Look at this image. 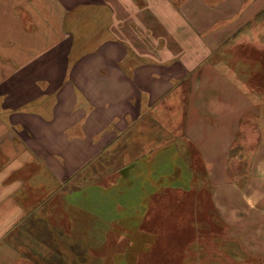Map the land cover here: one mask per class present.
<instances>
[{
	"label": "crops",
	"instance_id": "1",
	"mask_svg": "<svg viewBox=\"0 0 264 264\" xmlns=\"http://www.w3.org/2000/svg\"><path fill=\"white\" fill-rule=\"evenodd\" d=\"M85 1L113 5L111 13H93L108 36L94 53L64 72L51 59L60 36L48 38L47 32L69 35L70 22L64 24V19L71 8ZM181 1L0 0V96L3 102L9 98L8 105L0 107V119L11 130L6 139L22 147L35 145L34 161L42 162L53 177L70 178L68 182L87 178L95 166L99 169L95 175L110 174L102 171L101 162L128 135L132 151L141 148L132 157L130 175L144 185L152 174H168L159 162L176 156L187 162L189 172L183 173L180 164L169 177L178 173L194 181L200 176L194 162L200 161L216 185L213 213L227 232V250L197 264H264V84L256 83L264 75V58L255 52L256 47L264 50V31L250 25L251 18L262 14L264 0H207L209 6L202 3L205 0H186L178 6ZM210 16L215 19L204 24ZM240 17L244 21L239 23ZM224 18L228 26L219 30ZM213 32L216 43L211 42L216 38ZM222 43L235 51L256 46L251 49L255 54L239 56L231 50L232 57L219 58ZM36 67L38 71L26 70ZM24 92L26 102L35 105V137L22 141L13 131L18 127L10 124L23 119L21 111L11 121L8 107L12 108L10 98ZM171 147H175L173 153ZM145 155L158 163L157 173L155 167L147 166L141 175L136 174L135 162ZM86 183L66 193L74 196L87 188ZM83 195L82 204L59 205L77 208L84 222L91 224ZM8 199L9 194L0 202V213L13 208ZM60 199L58 193L50 198L53 203ZM40 204L31 217L23 207L14 221L10 216L0 219V264H52L48 261L52 247L45 245L44 250L38 240H74L72 232L58 235L49 228L71 224L72 219H66L68 215L38 219V211L44 208ZM28 222L35 226L34 232ZM38 224L44 226L41 235ZM38 248L47 252L43 255L47 260L38 256Z\"/></svg>",
	"mask_w": 264,
	"mask_h": 264
},
{
	"label": "rangeland",
	"instance_id": "2",
	"mask_svg": "<svg viewBox=\"0 0 264 264\" xmlns=\"http://www.w3.org/2000/svg\"><path fill=\"white\" fill-rule=\"evenodd\" d=\"M185 1L178 2V6L179 3L182 4ZM202 3L210 5L207 0ZM113 9V5L102 6L94 2H80L68 11L69 14L64 19V24L65 21L70 22L68 25L69 35L65 31L58 34L47 32L48 38L51 35L60 36L57 47L52 48L54 53L51 58L56 59V67L59 70L65 72L70 66L73 67V64L81 61L84 56L94 53L99 44L106 40L107 28L101 27L100 29V25L96 24L97 20L93 18V13L101 10L111 13L110 11ZM212 9V7H208V11ZM258 10L259 7L255 12ZM85 15L92 17L84 19ZM29 19L25 24L26 29L29 26ZM214 19L213 16L205 17L203 23L210 24ZM84 20H86L85 24ZM251 20V26H259V29L256 30L264 31V8L262 14L259 13ZM242 21H244L243 17H240L238 22ZM32 23L33 21H30V24ZM219 26V30H225L228 26L225 18ZM213 27L214 30H217V26ZM65 28L66 26H64ZM213 34L216 36L214 32ZM205 35L208 39L211 38V33ZM255 35L259 36L260 34L256 33ZM216 41L217 36L211 42L216 43ZM222 44L217 57H232L233 47L230 44ZM255 47L247 45L246 48H240L234 52L239 56L241 53L249 56V54L259 51L258 58H264V50L261 51ZM252 48H255V52H251ZM262 67L264 68V64ZM26 70L34 72L38 71V67ZM260 76L256 83L262 81L260 83L264 84V79H262L264 75ZM2 87V82H0V90ZM8 100L9 98L3 102L4 98L0 96V107L8 105ZM10 100L12 105V108L8 107L10 120L12 121L13 117H18L19 111H21L19 116L28 120L17 118L12 121L11 127H18L13 129L14 134L22 141L35 137L34 103L26 102L25 92L20 97H12ZM27 112L28 114H25ZM21 124L25 127L23 128ZM26 124H32V127L30 128ZM10 136L11 130L5 129L0 119V202L4 198L7 199L9 194L8 201L12 202L13 207L0 213V219L10 216L11 221H14L17 216H21L18 214V210L27 207V212H33L36 209L34 207L40 203L44 208L38 211V219L46 216L47 219L55 220L68 215L66 219H72L71 224H57V228L50 226L49 228L52 229L51 232L56 229L58 235L72 232L73 241L38 240L40 247L43 248L45 245L52 247L50 252L47 250L51 254L48 261H52V264H197L203 259L209 262V258H213L212 255L219 250H227L225 245L227 232L222 223L218 221V215L213 213L215 208L212 204V194L216 185L213 180L208 178L209 176H206L207 170L200 161L194 162L200 172V176L193 177L194 181H192V176H179L178 173L169 177L170 174L175 173L176 166H180V164L183 173L189 172L186 169L187 162L184 160L182 162L179 156H176L165 162H159L160 166L169 171L168 174L163 177L152 174L147 181L145 180L146 184L144 185L140 179L136 181L137 179L134 180L130 175L132 174L130 170L133 163L132 157L137 155L139 153L137 151L141 148L137 147L133 152L130 135H128L125 143L122 142L118 149L109 152V155L104 157V162H101L102 171L110 174L107 176L95 175V173H99V169L95 166L88 171L87 178L79 176L80 178L78 177L77 180L74 178L68 182L70 178L65 177L60 180L53 177L42 162L34 161L35 145L27 143L22 147V145H16L17 143L11 144L8 140ZM3 142L6 143L3 144ZM171 149L173 153L175 147H171ZM38 152L44 153L39 149ZM190 155L193 158V154ZM142 158L135 162L134 171L136 174L141 175L147 166L155 167L157 173L158 163L148 161L147 155ZM84 179L88 184L85 190L75 192L74 196L66 193L67 189L74 191L75 188H80L81 184L85 182ZM162 186L164 188L160 189ZM9 188L10 192L7 194ZM166 189L169 190L165 192ZM55 193H58L60 197L62 195V199L58 200V203H53L50 200ZM83 194H85L86 210L89 213L91 224L84 222L77 208L75 210L67 209V205H59L62 202L82 204ZM151 199L153 200L152 207L149 206ZM13 201L15 202L14 206ZM32 212L27 216L31 217ZM28 228L33 232L35 230V226L31 227L29 222ZM44 231V226L38 224V233L41 235ZM81 236L84 237L81 238ZM32 238L34 239V237ZM38 251V256L47 260V256H43L47 252H42L39 248ZM203 254L204 258L201 256Z\"/></svg>",
	"mask_w": 264,
	"mask_h": 264
}]
</instances>
